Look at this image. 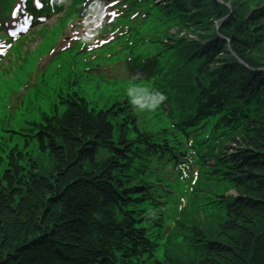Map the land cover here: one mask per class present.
<instances>
[{
    "label": "trees",
    "instance_id": "16d2710c",
    "mask_svg": "<svg viewBox=\"0 0 264 264\" xmlns=\"http://www.w3.org/2000/svg\"><path fill=\"white\" fill-rule=\"evenodd\" d=\"M132 7L163 67L155 130L67 76L52 112L1 142L0 264H264V0ZM197 158L173 219L169 178Z\"/></svg>",
    "mask_w": 264,
    "mask_h": 264
},
{
    "label": "rangeland",
    "instance_id": "374dc122",
    "mask_svg": "<svg viewBox=\"0 0 264 264\" xmlns=\"http://www.w3.org/2000/svg\"><path fill=\"white\" fill-rule=\"evenodd\" d=\"M56 17L57 15L51 14L50 17L47 19V27L51 28V26L55 25L56 23ZM66 26V29H64V27ZM82 26V25H80ZM68 25H66V23L62 24V26L51 30L49 32H46L47 35L44 36V38L40 41L41 39V34H34L32 35V40L29 41V43H26L27 50H30V48H32L31 52L29 54H24L22 52V47L19 46V48H17L16 46V50L18 52V54H20L21 59H17L16 57H13L10 61V63L7 65V63H4L1 65L0 69V110H4L3 105L5 103V99L12 96V95H18L19 92L21 90H24L26 88L27 85V75L25 73V70L27 69H32L34 70V65L38 64L37 67L39 69V71H42L43 66H45L48 61H50L51 59H53L56 56H59V54H61L63 52V50H67V49H73V52H69V50L66 51V54L62 55V58H60V60H58L57 62L52 64V67H50L49 70H47L42 76L38 75V81L45 79L47 82V88L48 91L50 93H52L53 91V87H54V77L53 74L56 75V70L59 66H61V69L64 67V63L67 62L69 60L68 58H65L66 56H72L70 53H74V52H87V51H91L93 49H96L97 46H101V44L98 42L97 39L100 40V38H95V46L93 45V43L90 42H86L89 44L85 45V41L83 40H79V41H75V37H80V35H77L76 32H74L73 30L75 29L73 27L68 28ZM63 29L65 32H63ZM78 29V28H76ZM67 30V31H66ZM80 30V29H79ZM73 31V32H72ZM77 31V30H76ZM63 32V35H62ZM113 37L112 34L106 33V36L104 39H106V45L109 43L110 39ZM34 40V41H33ZM40 41V44L38 43ZM90 41V40H89ZM77 43V44H75ZM105 45V46H106ZM36 46H38L36 48ZM84 46V47H83ZM83 47V48H82ZM82 48V49H81ZM80 49V51H79ZM47 50H49L48 52H46ZM45 53V54H44ZM95 54H87L85 53V56L82 57L78 62H77V66L75 68V72H79L82 70H93L94 72H88V74L90 75H94L97 74V71H101L103 70L105 66H110L111 64H107L104 59L103 56L105 54H102L99 52V50L97 49L95 52ZM94 56V57H92ZM40 62V63H39ZM102 68H101V67ZM68 68H65L64 70V74H67V70ZM123 70H119V72H122ZM118 72V74H119ZM103 73V75H105V72H101ZM36 76V74H35ZM34 76V77H35ZM43 85L37 84L34 88L29 91V95L28 98L30 100L34 99L37 95L43 94L44 89H42ZM83 87V85L81 86ZM89 92V94H94V89L93 87H86V92ZM93 95H91L90 97L93 98ZM96 98L100 97L102 98L104 101L107 99V97L103 96L102 94H97L95 96ZM45 103V102H44ZM44 103L41 101H38V103L36 104L37 106H40L41 109H43ZM32 110V118L35 117V113H37V108L36 106ZM32 107V108H33ZM30 110V111H31ZM25 111H24V106H22L19 110H15V118L17 119V123L19 126H22L23 124V115H25ZM29 119V118H28ZM1 125V123H0ZM0 136H2L3 138H8V134L6 131H1L0 132ZM1 137V138H2ZM186 186V185H185ZM182 186L181 189L179 190H184V187ZM177 191V190H176Z\"/></svg>",
    "mask_w": 264,
    "mask_h": 264
}]
</instances>
